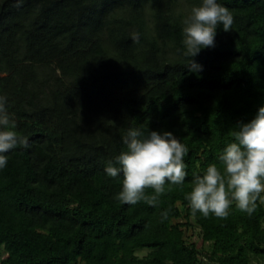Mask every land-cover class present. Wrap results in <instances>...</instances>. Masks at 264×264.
Segmentation results:
<instances>
[{
    "label": "trees",
    "instance_id": "16d2710c",
    "mask_svg": "<svg viewBox=\"0 0 264 264\" xmlns=\"http://www.w3.org/2000/svg\"><path fill=\"white\" fill-rule=\"evenodd\" d=\"M220 2L232 29L195 72L180 49L199 0H0V95L29 138L0 171V264H264V193L252 214L225 218L186 199L264 106V0ZM130 127L188 149L184 184L155 207L114 199L121 179L104 172ZM192 224L201 249L185 239Z\"/></svg>",
    "mask_w": 264,
    "mask_h": 264
},
{
    "label": "clouds",
    "instance_id": "9594fccd",
    "mask_svg": "<svg viewBox=\"0 0 264 264\" xmlns=\"http://www.w3.org/2000/svg\"><path fill=\"white\" fill-rule=\"evenodd\" d=\"M182 23L180 53L189 61L191 71L200 72L203 68L194 58L202 50L215 47L220 26L224 32L231 31L234 17L220 0H199ZM139 39V33L132 37L133 42ZM7 104V97L0 95V171L7 167L13 150L29 147V138L18 130ZM234 129L233 140L223 148L219 163L208 164L190 181L186 199L194 212L205 217L211 214L225 218L233 206L250 215L255 211L257 197L264 193V106L250 121L238 122ZM122 143L124 150L107 160L104 167L106 175L121 179V189L114 196L120 203L145 202L155 207L166 187L184 184L188 149L172 132H145L130 127ZM146 189L154 194L147 195ZM161 216L166 219L167 212Z\"/></svg>",
    "mask_w": 264,
    "mask_h": 264
},
{
    "label": "rangeland",
    "instance_id": "374dc122",
    "mask_svg": "<svg viewBox=\"0 0 264 264\" xmlns=\"http://www.w3.org/2000/svg\"><path fill=\"white\" fill-rule=\"evenodd\" d=\"M199 232H200L199 228L196 225L192 224V226L185 233V239L187 243H195L197 248L201 249L204 246V244L200 240ZM146 254L147 251L136 252V255L139 258H143Z\"/></svg>",
    "mask_w": 264,
    "mask_h": 264
}]
</instances>
